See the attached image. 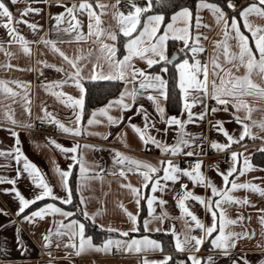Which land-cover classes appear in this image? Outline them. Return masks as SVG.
<instances>
[{
    "label": "snow or ice",
    "instance_id": "1",
    "mask_svg": "<svg viewBox=\"0 0 264 264\" xmlns=\"http://www.w3.org/2000/svg\"><path fill=\"white\" fill-rule=\"evenodd\" d=\"M17 2L18 0H11L12 5ZM44 2L55 3L64 9L57 14L49 13L50 21H55L51 25L52 31H55L58 36L61 33L74 35L77 42L91 40L94 45H99L98 51L101 55L97 56V62L91 64L90 74L84 75L85 64L81 61L86 57L81 55L70 57L58 47V43H71V41L50 39L47 36H41L38 41H30L21 34L18 27L21 24H26L34 33L42 30L37 23H29L28 20L23 19L29 12L40 13L42 11L40 8H25L20 13L21 18L16 19L7 0H0V27L7 30L8 37L6 41L0 40V52H3L6 57V62L0 63V69L5 71L14 69L21 72L34 70L31 67L22 68L10 63L11 59L15 58V53L4 46L5 42L9 46L18 45L19 51L29 57L32 53L31 44H43L52 53L58 54L62 62L69 66L66 69L63 66L58 67L56 64H50L46 60L37 61L41 68L35 70L39 71L40 75H43V68H52L57 72L64 73L63 79L48 81L42 83L41 86L66 108H71L72 117L66 124L42 105L40 111L43 115H38L36 120L42 124L55 125L59 131L70 136L97 135L107 140L111 135L110 132H89L87 126L104 124V120L98 119V116L106 118V126L120 125L125 120L126 111L133 109L136 105L133 115L142 114L143 127L133 123L132 116L127 117L126 127H130L137 134L145 149L154 145L161 154L173 157L179 155L192 157L201 154L200 150L205 137L202 133L197 136V134L186 131L185 126L203 121L209 113V101H215L210 112L212 114L218 111L227 113L230 108L234 109L235 111L231 115L235 122L241 126V130L237 137L225 129V121L220 119H216L214 123L209 121L210 128L222 133L226 138L225 143L211 140L210 147L217 152H224L230 149L234 143L239 144L244 141L245 137H248L252 140L262 141L261 147L257 151L264 153V135H258L253 131V129H258L259 132H264V115L253 119L254 112H264V26H253L249 19L253 14L264 18V0H252V2L244 0V3L239 6L235 0H226V3L223 4L219 0L217 2L195 0V17L192 7L187 2L180 3L179 0H156V4H163L168 9L166 12L158 13L155 11L153 0H147L146 3H142V0H115L111 5L96 0L95 6L89 0H80L78 4L73 2L70 6L64 4L63 0H44ZM109 7L111 13L108 12ZM96 9L100 11L97 12ZM205 9L211 13L215 25L220 28L222 38L214 42L215 47L211 59L202 61L198 55L204 53L206 49L200 42V37L203 35L200 28L210 27L202 22L200 15L201 11ZM168 12L171 13L170 19ZM84 13L88 18L87 34L81 30L82 22L78 18V14ZM109 15L110 20L115 21V28L118 31L114 30L110 22L103 19ZM240 21L243 22V29L251 34L250 37L245 34V31H242ZM193 31H195L194 36L192 35ZM121 34L124 38L122 58L119 56L117 47ZM204 38L207 39L206 36ZM105 39L112 43H106ZM169 40L183 42V47L172 52L171 56L168 54ZM229 41H234V44H230ZM181 53L184 58L177 63V58ZM90 55L91 50L89 51ZM136 59L145 62L146 68L138 67L134 63ZM169 65H174L175 68L176 76L173 79L175 87L179 89L180 116L167 115L165 107L161 104V100L167 102L170 99L169 81L162 75L169 72ZM105 66L107 71H105ZM153 66L159 68V71H151ZM241 70L243 71L241 72ZM85 81H107L123 85L118 96L108 99L103 106L92 109L91 113L87 115V126L82 125V118L87 114ZM68 83L75 85L78 96L56 90ZM10 84L16 87H10ZM30 89L31 83L28 81L0 79V120L11 125L5 130L14 138V144L9 149L0 150V157L16 162L14 177L0 175V184L11 185L10 188H3L0 191L14 194L13 199L18 202L16 216L20 223L27 222L29 225L38 226L40 222H47L48 218H51L47 223L46 231L41 234L45 249L55 243L57 249L66 250L65 258L69 259L73 255L78 257L86 252L111 254L115 248L117 252L122 250L124 253H135L138 257L143 254L137 264H187V261H190L191 264H215L218 253L228 257L230 264H252L246 255L236 253L235 249L245 241H250L258 236L255 247L260 251L261 258L256 264H264V208L256 209L257 222L260 226L258 233L244 223L245 220L249 223L252 221L251 214L247 217L237 214L235 218L229 214L233 205L250 204L247 196L241 198L232 194L238 189L251 190L264 197V187L250 181L239 183L237 180L239 176L254 169L250 157L245 156L244 152L231 151L230 163L226 170H221L216 164L211 166L221 178L223 186L218 187L201 170L203 163L201 160H196L188 167L181 168L179 163L172 159L153 163L148 159L129 156L117 149H109L114 153L112 156L113 170H110L109 174L113 176L118 174L127 180V173H138L141 182L138 187L131 183L121 184L122 188L130 191L136 205L135 213L128 211L123 203L119 205L126 215L127 221L130 222V227L128 229L111 225L106 227L102 223H97V217L102 216L104 210L97 208L95 212H89L88 203L91 197L84 195L85 189L90 187L89 182L100 178L106 169L95 163L88 166L83 152L79 151L82 148L100 151L102 149L99 146L73 143L70 147H65L57 139L45 137V146L49 148L54 146L66 158V169H62L54 159L51 161L53 172L61 189L60 193L54 190L55 186L22 151L17 129L31 130L34 127L31 122ZM145 94H147V100L154 105L159 120L166 125L163 129L156 127L155 121L151 119L148 111L140 103V98ZM16 104H20L23 109L22 114L26 115L27 119L16 118L14 108ZM195 105H199L202 110L194 111ZM112 109L118 110L119 116L111 115L110 110ZM185 113L186 119L182 118ZM171 126H176L173 143H167L163 138L158 139L149 131V129H155L158 134L164 137L169 133ZM116 137L122 143L125 142L123 130L116 133ZM197 139L200 140V144L196 143ZM239 157H243V164L238 169ZM4 166L0 165V167ZM77 166L79 173L76 172ZM97 167H99L98 172L96 171ZM161 171L163 172L162 176L160 175ZM24 174L31 181L32 194L30 198L22 194L17 187L18 181ZM73 177L74 182L71 179ZM182 177H187L194 186L198 185L204 188L206 193L210 190L211 194H195L187 188L185 183L181 182L180 190L173 196L180 215L172 217L165 209L168 202L163 198V194L168 191H176L174 188L170 189L167 182L171 181L175 185L176 182L181 181ZM149 187L150 192L145 194L142 190ZM157 191L161 193L160 197L154 195ZM46 199L50 202H45ZM142 200L146 202L148 215L143 219L141 225L138 217L142 213ZM157 201L161 208L159 215L155 213V202ZM190 201L197 202L204 209L205 215L210 216V224H206L190 209ZM38 202L41 206L36 207ZM56 202H59L60 206ZM30 206L35 210H31ZM63 206H69L71 210H66ZM251 207L256 208L254 204ZM0 214L8 215L2 208H0ZM77 215L83 219L72 218ZM57 216L61 219H57ZM65 219H67V223L64 222ZM176 219L183 222L179 230L175 224H171L166 229L151 227V224L156 220H159L163 225L165 220ZM236 226H239L240 230H234ZM0 227L3 226L0 225ZM141 227L144 233L163 232L165 235L170 233L171 242L174 243L172 253L163 254L165 250L161 241L152 239L147 234L131 235L140 233ZM90 228L107 233V237L102 239L99 244L94 243V237L88 235ZM193 229H198L200 234H192ZM20 231L18 225L16 235L18 244L21 243ZM113 233H118L119 238L114 237ZM65 237H67L66 241ZM206 241H210L211 245L208 250L209 254L206 257H201L198 253ZM68 249L71 251H67ZM156 251L163 254L162 259H149L146 255ZM48 254L50 257L52 256L50 251ZM179 255H185V258L177 259L176 257ZM48 264H53V261L50 259Z\"/></svg>",
    "mask_w": 264,
    "mask_h": 264
},
{
    "label": "crops",
    "instance_id": "2",
    "mask_svg": "<svg viewBox=\"0 0 264 264\" xmlns=\"http://www.w3.org/2000/svg\"><path fill=\"white\" fill-rule=\"evenodd\" d=\"M11 1V0H10ZM73 2L79 3L80 0H63V3L66 5H71ZM89 2L93 3L95 6L96 0H89ZM101 3H106L111 5L115 2V0H100ZM147 0H142V3H146ZM237 6L244 3V0H235ZM252 2V0H249ZM29 7H37L40 8L42 11L40 13H31L29 12L28 15L24 16L23 19L29 21V23H37L41 26L42 30H38L37 32H33L31 29L27 27L26 24L19 25V29L21 34L25 36L26 39L30 41H38L41 36H47L50 39H62L64 41H71V43H58V47L61 48L67 55L70 57H74L76 55H81L86 57L85 60L81 61V63L85 64L84 68V75L90 74L91 64L97 62V56H100L101 53L98 51L99 45H94L91 40L88 41H75L74 35L58 34L55 31L51 30V25L55 23L54 20L49 19V13L57 14L63 11L62 6H57L55 3L49 4L44 2V0H18V2L13 6L11 9L14 13V17L16 19H20V13ZM124 10V9H122ZM99 12V9H96ZM230 12V10H227ZM108 12L111 13V8L109 7ZM154 14V13H151ZM202 17V22L204 24L210 25L208 28L201 27L200 32L203 35L200 37L201 44L205 47L206 51L198 55L202 61L210 60L213 54V49L215 47L214 42L220 40L222 38V34L220 32V28L217 27L214 23L213 18L211 17V13L208 10H202L200 13ZM195 17V11H194ZM194 17H193V24H194ZM78 18L81 20V30L87 34V24L88 18L87 14L84 13L82 15L78 14ZM103 19L107 22H110L113 25L114 30L115 28V21L110 20V15L103 17ZM170 19V17H169ZM253 26H264V18L258 17L256 15H251L249 17ZM242 21H240L242 31H245L246 35L250 33L243 29ZM192 35H195V31L192 32ZM207 37L205 39L204 37ZM120 37H123L122 34ZM7 37V30L0 27V40L6 41ZM170 41V40H169ZM106 43H112V41L105 39ZM176 46L179 48L183 47V42H174ZM230 44H234V41H229ZM6 48H9L10 51L15 53V58L11 59L10 63L13 65H19L22 68L31 67L33 71H16V70H8L5 71L4 69H0V79L5 80H12V79H20L22 81H28L31 83V89L29 95L32 99L31 105V114L32 120L31 122L35 125L40 123L39 120H36L38 115H43L40 111L41 106H46L48 111L54 113L58 119H60L64 123H68V119L72 117V109L66 108L64 104L60 103L54 96L50 94V92H46L44 88L41 86L42 83H46L48 81L53 80H60L64 78V73L57 72L54 69H51V77L47 80L34 82L33 74L35 69L41 68V65L37 63L40 60H46L50 64H56L58 67L63 66L64 68H69V66L62 62V59L59 57L58 54L52 53L48 47L44 46L43 44L33 43L30 45L32 49L31 56H25L22 52L19 51L18 45H11L9 46L6 42L4 45ZM254 47V44L252 45ZM118 47V42H117ZM91 50V55L89 56V51ZM233 50H236L233 48ZM123 54L120 56L122 58ZM170 56V54H169ZM183 54H180L177 58V63L183 59ZM222 60V57H221ZM6 62V57L3 52H0V63ZM191 62V61H190ZM134 63L140 68H146V63L140 61L138 59L134 60ZM172 66L173 70L175 71L174 65ZM168 66V67H169ZM228 66V65H226ZM171 68V67H169ZM105 71H107L105 66ZM151 71H159V68L151 70ZM243 70H241L242 72ZM167 74L164 75V78L167 79ZM10 87L15 88V85H9ZM57 91H63L68 93L69 95L78 96V90L75 88V85L72 83H68L63 85L61 88L56 89ZM146 95L140 98V103L143 104L144 108L150 114L151 119H153L156 123V127L163 129L166 125L159 120L158 114L155 112L154 105L147 100ZM161 104L165 107L166 110V102L161 100ZM215 105V101H209V113L207 114L206 118L194 124H188L185 126L186 131L190 133L203 134L205 140L201 146V154L194 155V156H202L206 153L207 148L210 146L211 140H216L221 143L226 142V138L223 136L222 133H218L215 129L210 128L209 121H214L216 119H220L225 121L224 127L230 133L234 134L238 137L239 131L241 130V126L238 125L235 120L232 118L231 113L235 111L234 109L229 110V112L225 113L223 111H218L215 114L210 112L211 106ZM136 105H134L133 109L126 111L125 113V120L121 122L120 125L115 126H106V118L104 117H97L98 119L104 120V124L102 125H93L87 126V117L84 119L82 118V125L87 126L89 132H110L111 135L107 140L102 139L100 136L97 135H84L82 134L79 137L70 136L68 134H64L59 131L55 125H53L56 129V133L54 135H43L41 137H32L27 129H17L19 132L20 140H21V149L24 154L29 158L30 161L35 163L37 167L41 170V172L45 175V177L52 183L55 187L54 190L57 193L61 192V189L57 183V177L53 172V164L52 159L62 168L66 169L67 162L64 154H62L59 150H56L54 146L51 148L46 147V139L45 137L55 138L57 141L65 147H70L73 143H78L80 145H95L99 146L102 150L95 151L92 148H82L79 151H82L85 157V160L88 162V166H91L93 163L99 165V167H103L106 169L104 173L101 174L100 178L93 179L89 182L90 187L85 189L84 195L86 197H91L88 203V211L95 212L97 208H102L104 213L102 216L97 217V223H102L106 227L111 225L113 227L128 229L130 227V222L127 221L126 215L123 213L119 205L123 203L124 207L127 208L128 211H132L133 213L136 212V205L135 202L130 194V191L126 188H122L121 184L124 183H131L133 186H139L141 182V177L138 173H127V180L123 177H120L118 174L113 176L109 174L110 170H113V163H112V156L114 153L110 152L109 149H117L125 154L140 158V159H148L153 163H156L159 160H169L172 159L175 162L179 163V166L183 168V160L180 159L182 157H187L184 155L179 156H170L168 154H161L159 149L155 148L154 145H150L147 149L144 148L142 142L139 140L137 134L133 132L130 127H126L127 125V117L132 116V122L136 123L138 126L143 127L144 121L142 114L133 115L135 111ZM16 111V118L25 120L27 116L22 114L23 109L20 104L14 105ZM194 111L200 112L202 109L199 105L194 106ZM91 113V112H90ZM89 113V114H90ZM167 113V112H166ZM110 114L114 116H119L118 110L112 109L110 110ZM243 115V113H240ZM169 115V114H167ZM180 116V110L178 113L173 114ZM264 112H254L253 119H258ZM182 118H187L186 113L183 115ZM11 127L10 124H7L5 121L0 120V150H7L14 144V138H12L9 133L5 130L6 128ZM175 127L171 126V129L167 136L162 137L160 134L156 132L155 129H149L152 135H156L158 139L163 138L167 143H173L175 137ZM125 133L124 140L125 142L122 143L116 137V133L121 132ZM253 131L257 132L258 135H264V132H259L258 129H253ZM197 144H200V140H196ZM262 141L259 139L252 140L248 137H245L244 141H241L239 144H233L230 149L225 150L229 151L228 160L224 162H217L216 165L219 166L221 170H226L230 163V152L237 151L244 152L245 156H249L251 163L254 165V169L251 171L246 172L244 175L239 176L237 178L239 183H243L245 181H250L252 183L258 184L261 187H264V158H262V164L258 165L252 161V155L261 147ZM127 145V146H125ZM246 148V151H245ZM201 160V159H199ZM202 163V171L203 173L211 178L217 186H223L221 178L217 175L216 171L213 168H206L204 161L201 160ZM243 164V157L238 158L237 168ZM0 165H5L4 167H0V175L8 176L9 178L15 176V168L16 162L14 160L6 159L4 157H0ZM99 167L96 168V171H99ZM76 172L79 173V167H76ZM160 175H163V172H160ZM183 182L187 185V188L193 191L195 194L198 195H210V190L205 192V189L200 186H194L192 182L187 177H182L181 181L176 182L175 185L172 184L171 181H168V185L170 189H175L176 191H168L163 194V198L167 200V205H165V209L169 212L170 216L178 217L180 215L179 209L176 206L175 200L173 196L176 195V192L180 190V183ZM162 183H164L162 181ZM11 185L4 183L0 184V189L3 188H10ZM18 189L24 194L27 198L31 197L32 194V185L31 181L27 179V175L24 174L23 177L17 183ZM146 194L150 192V187L145 188L142 190ZM235 196H239L241 198L247 196L250 201L249 205H233L232 209L230 210V216L235 218L237 214H243L247 217L249 214L252 216V221L249 223L245 220V224L250 229H255L257 233L259 232V224L257 222V211L258 208H264V197L259 196V194L252 192L251 190L245 189H238L234 193ZM14 194H7L0 191V208H2L8 215L0 214V264H48V261L51 259L53 264H137L138 259H142L143 254L140 257L137 256L135 253H125L124 255H117L115 252L111 254H104V253H96V252H86L81 256H71L69 259L65 258V249L60 248L57 249L55 243H52L48 249L43 247V241L41 239V234L46 231L47 223L50 222L51 218H48L47 222H40L38 226L29 225L27 222L20 223L19 218L16 216V210L18 208V202L13 199ZM157 197L161 196V193L157 191L154 193ZM45 202H50L46 199ZM59 205V202H56ZM255 205L256 208L251 207V205ZM41 206L40 203L36 206ZM190 209L194 211L199 218L204 220L206 224H210V216L205 215L204 209L195 201L189 202ZM65 207V206H63ZM66 210H71L65 207ZM31 210H35L34 208ZM145 215L141 219V225L143 219L147 217V205L145 202ZM161 208L158 204V201L155 202V213L159 215ZM27 213V211H26ZM76 219H83L82 217H72ZM68 218V219H72ZM57 219H61L57 216ZM67 223V219L64 220ZM182 221L179 219L176 220H165L164 224L161 225L159 220L154 221L151 224L152 228L162 227L168 228L171 224H175L176 228L179 230L182 226ZM19 225L21 231V243L18 244L16 241L17 235V226ZM94 230L95 228H90ZM142 233L131 235H144L147 234L152 239H156L151 236L154 233H162L163 232H149L144 233L143 228L141 227ZM234 230H240L239 226H236ZM35 233V234H34ZM192 234L199 235L200 232L198 229H193ZM88 235H92L88 230ZM114 237L119 238L118 233L112 234ZM167 235H171L170 233ZM106 236L102 237L101 239H94V243H101L102 239L106 238ZM65 241L67 237L64 238ZM258 236L250 241H245L240 247L235 249L236 253L240 255H246L247 258L252 261V264H256V262L261 258L260 251L255 247L257 242ZM158 240V239H157ZM163 246V245H162ZM174 246V243H173ZM211 247L210 241H206L205 244L201 246V251L198 253L201 257H206L209 254V248ZM163 254H170L172 251H166L164 249ZM49 251L52 253V256H49ZM67 251H71L68 249ZM163 254L159 251L156 252H149L146 255L149 259H162ZM215 264H230V260L228 257H224L222 255L216 254ZM177 259H184L185 255H179L176 257ZM235 258V257H234ZM189 264H191L190 261Z\"/></svg>",
    "mask_w": 264,
    "mask_h": 264
},
{
    "label": "trees",
    "instance_id": "3",
    "mask_svg": "<svg viewBox=\"0 0 264 264\" xmlns=\"http://www.w3.org/2000/svg\"><path fill=\"white\" fill-rule=\"evenodd\" d=\"M7 2L9 3L10 8L12 9L14 5L11 4L10 0H7ZM179 2L182 4L187 2V4L190 7H192L193 12L195 11V0H179ZM209 2H217V0H209ZM219 2L223 4V3H226V0H219ZM153 4L155 6V11L157 13L162 12V11H165V12L168 11V9L163 4H159V5L156 4V0H153ZM225 10L227 11L228 9L225 8ZM170 15L171 13L168 12L169 17ZM123 42H124V38L119 37V41H118L119 56H121L124 52L123 47H122ZM178 48L179 47L176 46V44L173 41L170 40L168 42V54H171L172 52L176 51ZM169 67L171 68H169V72L167 74L166 80L169 81L168 88H169L170 99L166 102V112L169 115H173V114L178 113V111L180 110L179 89L175 87V80L173 79V77L176 76V73L173 70L172 66H169ZM154 69H157V67L153 66L152 70ZM85 84L87 88V94H86L87 114L84 116V119L92 111V109L101 107L107 103L108 99H112L118 96L119 90L123 87L121 83L107 82V81H95V82L85 81ZM262 158H264V153H261V152H255L252 155V161L258 165H261L263 163ZM71 179H73V182H74V177ZM73 186H74V183H73ZM38 204L39 202L37 203V205ZM65 207L69 208V206H65ZM30 209H33V207L30 206ZM145 212H146L145 201L142 200V213H141V216L138 217V221L140 224H141V219L145 215ZM76 217H80V216L77 215ZM89 232L92 234V236L96 240L101 239L102 237L107 235V233L100 232L97 229H94V230L89 229ZM140 233H142V230L140 231ZM140 233H134V234H140ZM151 236L160 240L164 249H166V251L171 252L172 249L174 248L173 243L171 242V235H165L162 233H154V234H151ZM187 264H189V262H187Z\"/></svg>",
    "mask_w": 264,
    "mask_h": 264
},
{
    "label": "built area",
    "instance_id": "4",
    "mask_svg": "<svg viewBox=\"0 0 264 264\" xmlns=\"http://www.w3.org/2000/svg\"><path fill=\"white\" fill-rule=\"evenodd\" d=\"M40 69V68H37ZM43 75L39 74V71L34 72L33 74V80L34 82H40L47 80L51 77V69L50 68H43ZM29 134L32 137H41L43 135L49 134L54 135L56 133V129L53 125H49L47 123H39L38 125L34 124L33 129L28 130ZM228 154L229 151L224 152H217L215 149H212L210 146L207 148V151L202 156H192V157H182L183 166L188 167L190 164L194 163L196 160H203L206 168H212L211 166L213 164H216L217 162H224L228 160ZM113 252H115L117 255H124L125 253L120 250L117 252L115 248H113Z\"/></svg>",
    "mask_w": 264,
    "mask_h": 264
},
{
    "label": "water",
    "instance_id": "5",
    "mask_svg": "<svg viewBox=\"0 0 264 264\" xmlns=\"http://www.w3.org/2000/svg\"><path fill=\"white\" fill-rule=\"evenodd\" d=\"M172 54V53H171ZM171 54H170V56H171Z\"/></svg>",
    "mask_w": 264,
    "mask_h": 264
}]
</instances>
